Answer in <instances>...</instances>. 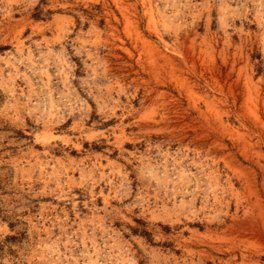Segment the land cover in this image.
<instances>
[{
  "label": "rangeland",
  "instance_id": "1",
  "mask_svg": "<svg viewBox=\"0 0 264 264\" xmlns=\"http://www.w3.org/2000/svg\"><path fill=\"white\" fill-rule=\"evenodd\" d=\"M0 264H264V0H0Z\"/></svg>",
  "mask_w": 264,
  "mask_h": 264
}]
</instances>
